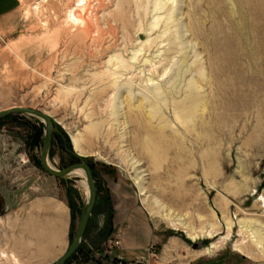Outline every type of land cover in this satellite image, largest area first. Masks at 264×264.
<instances>
[{
    "label": "rangeland",
    "instance_id": "obj_1",
    "mask_svg": "<svg viewBox=\"0 0 264 264\" xmlns=\"http://www.w3.org/2000/svg\"><path fill=\"white\" fill-rule=\"evenodd\" d=\"M19 2L0 18V111L49 112L57 169L80 162V133L98 197L129 191L149 212L155 264H264L254 241L264 246V0H90L94 33L68 19L77 0ZM44 134L38 117L0 119V251L27 264L37 263L21 254L35 208L65 202L71 243L88 197L85 175L42 167ZM98 236L108 239L107 223Z\"/></svg>",
    "mask_w": 264,
    "mask_h": 264
},
{
    "label": "crops",
    "instance_id": "obj_2",
    "mask_svg": "<svg viewBox=\"0 0 264 264\" xmlns=\"http://www.w3.org/2000/svg\"><path fill=\"white\" fill-rule=\"evenodd\" d=\"M19 4V0H0V18L13 13ZM128 194V198L114 199L112 195L97 198L83 240L91 258L85 260L84 254H80L67 264H133L137 257L149 256L150 247L156 246L160 237L152 225L149 212L131 197V192L128 191ZM98 209L99 220L90 230ZM72 221L71 210L65 202L55 198V205L51 202L39 204L30 219V228L35 236L25 244L21 254L36 259V264H55L70 245ZM106 223L110 236L104 241L106 247H103L104 242L101 243L103 240L98 234ZM153 258H150L149 264H155Z\"/></svg>",
    "mask_w": 264,
    "mask_h": 264
},
{
    "label": "water",
    "instance_id": "obj_3",
    "mask_svg": "<svg viewBox=\"0 0 264 264\" xmlns=\"http://www.w3.org/2000/svg\"><path fill=\"white\" fill-rule=\"evenodd\" d=\"M13 114L32 115L42 119L45 122V134H44V141H43L41 157H40L41 165L45 169V171H47L49 174L55 177L64 178L69 174H71L74 170L81 169L87 179L89 185V195L81 212V217L78 224L76 235L72 240V242L70 243L67 250L59 257V259L55 263V264H67V262L70 260V258L74 255V253L78 250V248L82 244L87 231V227L89 225L91 216L94 211V207L98 198V187H97L95 175L93 173L91 165L88 162H86L83 159V156L79 155L77 152H74V154L78 156L80 162L72 164L62 170L57 169L53 165H51L49 161V154L54 138V132L55 129H57L55 120L51 115L46 114L45 112L38 109H33L24 106H14L9 109L0 111V119H3Z\"/></svg>",
    "mask_w": 264,
    "mask_h": 264
},
{
    "label": "bare ground",
    "instance_id": "obj_4",
    "mask_svg": "<svg viewBox=\"0 0 264 264\" xmlns=\"http://www.w3.org/2000/svg\"><path fill=\"white\" fill-rule=\"evenodd\" d=\"M77 2H78L77 6L75 8L72 7L70 9L69 15H68L69 16L68 19L73 24H75L76 26H79V28H81L83 31H85L87 33H94L95 30H96L95 29V25L93 24L92 19H91L90 15H89V10L87 9L88 6H89L90 0H77ZM114 27H111L110 26V31H108V32L114 34V30H115ZM108 72H109V75L111 77H113L112 78V81H111V85L118 86L119 85V82H120L119 79L121 78L122 75L118 74V72L115 71V70H113V71L110 70ZM108 72H106V73H108ZM149 80H153V79L150 78ZM158 89L159 88H157V90ZM151 92H153L155 94V96H158L160 94V93H157L156 90H151ZM136 106L139 108L141 105H136ZM152 106H156V105H152ZM43 112H45V113L47 112L46 114L49 113L46 110L43 111ZM81 136L82 135L80 133H77V134L73 133L71 135L72 141H73V144H74V147H75V149H76V151L78 152L79 155H82L85 152L84 151V148H83V145H82L83 143H82V140H81V138H82ZM72 173H78V174L84 175V173H83V171L81 169H76ZM136 179L138 180V181L136 180L137 183H140L141 177L137 176ZM83 184L85 186V189H86V192H87V196H88L89 195V185H88V182L86 180H84V183ZM160 204H161V202L158 205H160ZM162 207L165 208L163 206V204H162ZM165 215L167 216V219L170 222H172V224L176 225V227H174V228H176V229H182V228H184L183 230L193 240H197L199 238V235L197 234V232H194L193 229L190 226H188L181 217H177L176 215H174V213H173L172 210H168V209L165 210ZM248 227L249 226L247 225V227L244 229V226H242V228L244 230L249 231V228ZM228 228H229L228 232H230L231 229H232V226L230 225ZM212 231H214V229ZM256 232L257 231L252 232L253 234H255L254 237L256 236ZM225 238L229 239V234ZM254 241L256 242V244H257L258 247H261L264 250V246L261 244L260 241L257 242V239H254ZM235 246H236L235 247V250H237L239 252H242L244 254H247L249 257L257 256V255H254V254H251V253H248V252H244L243 247L241 245H239V244H236ZM215 247H216V244H212L210 246V249H214ZM0 259H3L5 261H7V262L8 261H11L13 264H25L24 262L21 261L20 257L17 255V253H15L13 251H11V252H7L6 250L0 251Z\"/></svg>",
    "mask_w": 264,
    "mask_h": 264
},
{
    "label": "built area",
    "instance_id": "obj_5",
    "mask_svg": "<svg viewBox=\"0 0 264 264\" xmlns=\"http://www.w3.org/2000/svg\"><path fill=\"white\" fill-rule=\"evenodd\" d=\"M156 249L157 248L155 245L151 246L149 249V253H150L149 256L148 255H141L135 259L133 264H149L150 258L156 256Z\"/></svg>",
    "mask_w": 264,
    "mask_h": 264
},
{
    "label": "trees",
    "instance_id": "obj_6",
    "mask_svg": "<svg viewBox=\"0 0 264 264\" xmlns=\"http://www.w3.org/2000/svg\"><path fill=\"white\" fill-rule=\"evenodd\" d=\"M94 175H95V173H94ZM86 249H87V247H86L85 243L82 242V244L80 245L78 250L74 253V255L70 259L76 258L80 254H84L83 257H84L85 260L90 259L91 258L90 252L88 250H86Z\"/></svg>",
    "mask_w": 264,
    "mask_h": 264
}]
</instances>
